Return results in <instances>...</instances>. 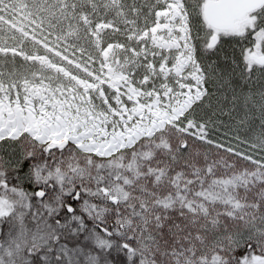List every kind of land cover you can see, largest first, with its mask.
I'll use <instances>...</instances> for the list:
<instances>
[{"label": "snow or ice", "instance_id": "snow-or-ice-1", "mask_svg": "<svg viewBox=\"0 0 264 264\" xmlns=\"http://www.w3.org/2000/svg\"><path fill=\"white\" fill-rule=\"evenodd\" d=\"M249 37L238 84L209 57ZM254 72L264 0H0V264H264ZM225 103L250 153L209 139Z\"/></svg>", "mask_w": 264, "mask_h": 264}, {"label": "trees", "instance_id": "trees-1", "mask_svg": "<svg viewBox=\"0 0 264 264\" xmlns=\"http://www.w3.org/2000/svg\"><path fill=\"white\" fill-rule=\"evenodd\" d=\"M251 37L248 40H232L225 38L223 41V51L229 57V61L227 63L224 62L223 58H218L217 56H210L209 59L217 60L218 66L220 68H226L228 71H231L235 68V82L243 83L239 78L240 67H236L232 61L240 62L241 55L240 51L242 48L250 47ZM18 62L20 58H17ZM98 67V65H97ZM261 84H264V78L260 76L259 73L254 72L252 74L251 87L253 90H257ZM245 91H247V86L245 87ZM229 98H231V94H229ZM215 107V104H214ZM224 112L221 114L219 111L216 112V115H212V109H203L202 113L205 115V119L211 116L213 124L209 128V139L216 141L218 143H223L225 146H233L238 151L251 152L252 150L248 148L246 144H241L240 140H248L252 141L256 136H258L261 132L259 127V120H255L249 124H239V120L242 117L243 109L238 108L236 111H232L229 114L228 110L232 107L230 104L222 105ZM237 137L240 139L238 140ZM209 148H213L211 145H204ZM264 156V152L256 153L255 158L259 159Z\"/></svg>", "mask_w": 264, "mask_h": 264}, {"label": "rangeland", "instance_id": "rangeland-1", "mask_svg": "<svg viewBox=\"0 0 264 264\" xmlns=\"http://www.w3.org/2000/svg\"><path fill=\"white\" fill-rule=\"evenodd\" d=\"M50 40L54 39V37H50ZM99 66V65H98ZM201 147V151H208L209 152V159H219L220 156H224L225 159H227L229 161V163L235 162L236 166L238 168H242V167H251V165L248 164V162L243 161L242 159L232 156L231 154L225 153L222 149H216L215 147L213 148H209L206 147L204 145L200 146ZM201 162H203V157H201ZM220 172H223V168L220 169Z\"/></svg>", "mask_w": 264, "mask_h": 264}]
</instances>
